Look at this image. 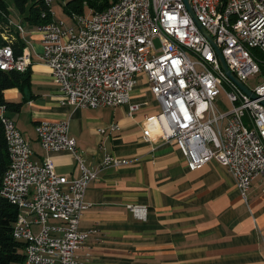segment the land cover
Wrapping results in <instances>:
<instances>
[{
	"label": "built area",
	"instance_id": "obj_1",
	"mask_svg": "<svg viewBox=\"0 0 264 264\" xmlns=\"http://www.w3.org/2000/svg\"><path fill=\"white\" fill-rule=\"evenodd\" d=\"M51 1L46 0L50 7ZM203 2H210V10H203ZM156 3L169 32L192 43L215 62V68L223 69L214 42L233 75L254 94L263 95L264 101V0H190L197 22L211 39L184 0ZM218 11H226L230 26L259 49L261 64H253L247 53H240L219 31V22H208V15ZM50 14L52 19L36 25V30L43 44L42 60L52 71L61 104L78 108L127 105V115L134 117L143 103L132 102V93L145 76L159 107L155 120L163 138L177 142L191 170L212 160L225 166L248 200L253 180L264 176V103H251V95L230 77L243 96V104H235L205 64L158 39L144 0H128L108 13L98 11L89 17L73 13L75 24L70 27L58 22L52 10ZM16 27L24 32L22 25ZM31 64L29 52L17 55L11 44L0 46L1 70L24 72ZM222 92L231 108L221 107ZM242 106L254 107L256 122L263 127L261 140H254L252 126L242 119ZM0 121L10 156L0 195L18 209L13 236L24 243L21 264H78L76 250L95 232L81 228L80 222L89 206L87 189L98 169L85 164L70 135L69 118L41 120L35 130L45 151L68 150L75 156L80 167L75 178L60 174L50 158L42 162L33 158L30 140L7 115L5 105H0ZM111 128L120 129V125ZM127 163L126 158L105 153L100 167ZM129 209L138 218L146 217L145 206L130 205Z\"/></svg>",
	"mask_w": 264,
	"mask_h": 264
},
{
	"label": "crops",
	"instance_id": "obj_2",
	"mask_svg": "<svg viewBox=\"0 0 264 264\" xmlns=\"http://www.w3.org/2000/svg\"><path fill=\"white\" fill-rule=\"evenodd\" d=\"M3 28L4 38L21 41L32 58L29 85L4 94L19 105L7 115L30 140L33 158L52 159L69 178L80 175L75 156L68 150L45 151L35 130L41 120L69 118L85 164L98 169L80 222L95 232L76 250L78 264H264L263 175L253 180L245 201L232 174L217 161L191 170L177 142L160 132L159 107L145 76L132 93V102L143 103L134 117L127 115V105L61 104L52 71L42 60L36 25L10 11ZM117 123L120 129L113 130ZM105 153L128 163L102 168ZM130 205L145 206L146 217L138 218Z\"/></svg>",
	"mask_w": 264,
	"mask_h": 264
},
{
	"label": "trees",
	"instance_id": "obj_3",
	"mask_svg": "<svg viewBox=\"0 0 264 264\" xmlns=\"http://www.w3.org/2000/svg\"><path fill=\"white\" fill-rule=\"evenodd\" d=\"M16 9L25 20L38 25L52 19L51 7L46 0H13ZM118 2V0H67L64 9L67 13L84 14L85 7L91 9V13L105 11ZM49 12V13H48ZM42 13H48L42 18ZM10 9L5 0H0V46L11 44L17 55L23 52L24 44L19 40L5 39L4 26L9 25ZM260 61H261V54ZM30 83V69L21 72L17 70L4 71L0 69V105L7 109L12 106L19 107L18 103L7 101L5 90L12 87L24 88ZM10 163L9 151L4 136L3 125L0 121V187L5 171ZM18 209L0 195V264H21L25 259L24 243L15 239L13 227L17 219Z\"/></svg>",
	"mask_w": 264,
	"mask_h": 264
},
{
	"label": "bare ground",
	"instance_id": "obj_4",
	"mask_svg": "<svg viewBox=\"0 0 264 264\" xmlns=\"http://www.w3.org/2000/svg\"><path fill=\"white\" fill-rule=\"evenodd\" d=\"M127 1L118 0L115 5L101 13H108V10L116 9L119 5L126 4ZM144 9L158 39L164 41L169 47H179L182 55L191 56L198 64H205V68L210 71V75L217 78L218 82L224 85L225 90L231 95L234 103L243 104V96L240 95L239 88L231 81L226 71L221 68H215V62L207 60V56L202 50L196 49L188 41H181V38L177 37L176 34L168 31L158 13L156 0H144ZM203 10H210V2H203ZM208 22H219V31L226 35L228 41L234 43L240 53H247L253 64H261L259 49L255 46H250L247 40L230 26L229 15L226 14V11H218V14H209ZM261 82H264V74H261ZM255 95V98L251 96V103H263V95ZM242 119H247V125L252 126L254 140H261L263 138V127H261L259 122H256L254 107L242 106ZM261 150L264 151V140H261Z\"/></svg>",
	"mask_w": 264,
	"mask_h": 264
},
{
	"label": "rangeland",
	"instance_id": "obj_5",
	"mask_svg": "<svg viewBox=\"0 0 264 264\" xmlns=\"http://www.w3.org/2000/svg\"><path fill=\"white\" fill-rule=\"evenodd\" d=\"M7 2V5L10 8L11 14L12 16H16L17 13H20L15 5L13 0H5ZM67 0H52L51 1V10L54 13V18L58 21V22H63L65 27H70L73 26L75 24V20L74 17L67 13L64 9V4L66 3ZM78 14V13H77ZM21 15V13H20ZM84 15L85 17H89L91 16V9L89 7H85L84 9ZM219 99L221 100V107L222 108H231V104L230 101L226 98L225 93L222 92V94L220 95Z\"/></svg>",
	"mask_w": 264,
	"mask_h": 264
},
{
	"label": "water",
	"instance_id": "obj_6",
	"mask_svg": "<svg viewBox=\"0 0 264 264\" xmlns=\"http://www.w3.org/2000/svg\"><path fill=\"white\" fill-rule=\"evenodd\" d=\"M186 5H187V8L189 9V11L191 12L192 16L194 17V19L196 20L197 22V19L195 17V14L192 10V7H191V4H190V0H184ZM198 23V22H197ZM198 25L200 26L201 30L211 39V36L206 32V30L201 27V25L198 23ZM216 50H217V53L219 55V58L221 60V63H222V66H223V69L226 71V73L228 74V76H230L246 93L250 94L253 98L256 97V95L244 84L242 83L241 81H239L232 73V71L229 69V67L227 66L226 62H225V59L222 55V52L221 50L215 45V43L213 42ZM264 103V101H263Z\"/></svg>",
	"mask_w": 264,
	"mask_h": 264
}]
</instances>
